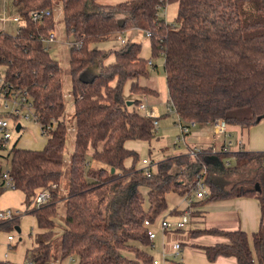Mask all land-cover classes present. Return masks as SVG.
Here are the masks:
<instances>
[{
    "label": "trees",
    "instance_id": "obj_1",
    "mask_svg": "<svg viewBox=\"0 0 264 264\" xmlns=\"http://www.w3.org/2000/svg\"><path fill=\"white\" fill-rule=\"evenodd\" d=\"M99 1L62 0L65 32L74 40L69 75L75 141L69 161L65 159L69 128L63 70L46 47V40L55 31L53 0H13L12 14L20 16L22 25L14 34L0 32L5 97L27 92L47 140L41 150L20 148L18 140L10 155H0V195L5 184L2 161L10 157L8 173L14 189L25 195V214L33 215L37 222L35 244L27 251L26 260L44 264L75 257L79 264H153L145 222L154 224L170 210L169 195L193 198L201 177L207 196L192 201L191 206L254 198L260 203L261 218L259 231L251 236L244 230L191 231V237L208 234L227 240L195 247L204 251L210 262L232 257L238 264H264V152L212 153L209 147L193 159L189 153L170 155L158 162L155 170L149 169V176L137 167L139 154L126 143L151 142L154 121L159 118L139 110L142 100L128 106L124 97L128 83L131 93L158 95L138 80L148 78L149 62L162 56L169 104L181 120L205 125L223 119L242 129L257 126L264 119V0ZM171 3H178V14L173 23H167L161 12ZM47 10L51 14L38 21L30 15ZM134 30L151 33V58H142L143 44L131 38L120 50L91 48ZM96 62L99 73L88 79L85 72ZM1 116L19 121L9 112ZM228 160L233 164L226 166ZM251 165L258 168L255 177L225 180ZM66 173L68 191L61 197ZM42 190L50 191L49 200L33 207ZM62 199L66 203V229L60 258L56 259L55 219ZM169 213L179 216L185 211L175 208ZM18 226L20 217L0 219V232L10 233Z\"/></svg>",
    "mask_w": 264,
    "mask_h": 264
},
{
    "label": "rangeland",
    "instance_id": "obj_2",
    "mask_svg": "<svg viewBox=\"0 0 264 264\" xmlns=\"http://www.w3.org/2000/svg\"><path fill=\"white\" fill-rule=\"evenodd\" d=\"M13 0H0V13H4L3 9H7L8 11L5 15L9 16L13 13ZM100 3L103 4H114L116 2H119V0H100ZM54 3V19H55V34L56 38L52 42L46 43V47L51 55L52 58L57 60L63 70V92L65 95V102H66V112H65V122L69 128L68 130V136H67V142H66V149H65V159L66 161H69L71 154L74 150V141H75V118H74V105H73V97L71 95V78L69 75V61H70V51L74 47V40L72 36H68L65 32L64 28V18H63V11H62V0H53ZM10 10V11H9ZM178 14V3H171L167 5L166 9L161 12V17L167 22V23H173ZM3 16V14L1 15ZM0 16V17H1ZM22 25L21 22H13L8 21L6 24L7 31L11 34L16 33L18 28ZM131 38V40L141 42L143 44V49L141 53V57L144 59H149L152 57L151 55V45H150V38L145 36V32L141 30H134L129 33H126L124 35H116L113 36L110 40L105 42H100L93 44L91 46L92 49L95 50H120L123 47L122 39L128 40ZM112 61L109 60L107 64H109ZM154 66L150 67V76L148 78H141L138 80L139 84L141 86H147L149 88H152L158 92V95H148V96H141V94H134L129 91V83L126 85L124 90V97L127 101H134L136 99L142 100L146 105L147 108L153 112V117L159 118V128L154 129L155 132V138L151 142H145V141H128L126 143V147L130 150H134L139 154L140 161L137 163L138 168H142V160L143 159H149L152 161L153 170L156 169V164L160 162L161 160L165 159L166 157L170 155H176V154H182L179 153L180 151L187 150V142L188 144H193L196 139V132L198 131V128L192 127L190 130V133L186 135L185 142H182L179 140L180 130H179V117L178 115L171 111L170 104H169V96H168V90H167V84H166V75L164 70V58L162 56H159L157 58H152ZM99 73V63L96 62L93 64L88 70L85 72V76L88 79H91L92 77L96 76ZM4 77V69L0 68V79H3ZM9 104V108H6L5 105ZM13 103L11 99L6 98L3 94L0 93V114H5L10 111L12 108ZM24 111L22 112V114ZM11 122V131H12V138L6 143L5 147H1L0 142V155L6 157L10 155L11 148L14 146V144L19 140L18 147L22 148H38L41 147L45 142V137L42 135V133L39 132V124L35 120H26L21 115L19 118V122L23 124L24 129L21 131L16 130L15 122L14 120H10ZM209 135L214 138L213 129L210 126V129L208 131ZM218 145L221 144V142L224 139L223 135L216 136ZM197 144H199L201 147L204 145H201L203 141H196ZM199 146V147H200ZM218 149L220 147H217ZM201 149V148H200ZM207 149V148H206ZM205 150L201 149L200 152H203ZM212 150V148H211ZM178 153H176V152ZM191 151L189 150L188 153ZM212 152V151H211ZM253 152V151H252ZM256 152V151H254ZM262 152V151H259ZM193 159V158H192ZM231 164H233L232 160H229ZM129 163V162H127ZM101 164L93 163V166H100ZM131 165V163H130ZM10 168V157H7L3 159L2 161V172L5 173ZM258 168L256 166H248L242 171L237 172L238 174L230 176V178H225L227 182H231V180L236 181L241 178H253L256 176ZM69 175L68 173L64 174L62 184H61V197H65L68 191V185H69ZM3 181L0 178V187L3 186ZM145 191V190H144ZM207 191V190H206ZM168 203L170 207L174 204L173 201L175 199H186L180 198L176 195H169L168 196ZM25 195L16 189H10L5 186L4 184V190L3 193L0 195V210L1 211H22L24 213L25 211V205H24ZM147 207V203H146ZM65 216H66V203L65 199H62L58 203V213L57 217L55 219L56 222V230H55V238H54V244H53V255L54 258L59 259L60 258V251H61V240L63 232L66 229L65 225ZM164 218V215H161L158 219V226L157 230H159V225ZM186 220V226H185V233H188L194 225L191 223L192 218L187 217ZM37 231L36 227V221L35 217L30 214H25L20 217V226H18L15 231H12V233L16 232L15 235H21L22 241L19 240L20 237H18V240L13 245L16 247L15 249H10L9 255L7 257V264H23L26 261V254L27 251L30 250L35 242L33 239L30 238V234L32 231ZM190 235V233H189ZM171 241H174L176 239H170ZM185 240H190V237L187 236ZM250 240H252L250 238ZM7 242V233L6 232H0V261L5 262V253L7 251L6 247ZM227 242V240L224 238V243ZM158 246V245H157ZM154 256H158L159 253L157 252L159 250V246L152 250L151 248H148ZM153 251V252H152ZM131 255V254H130ZM177 262H186V259H184V249H181V253L178 257L175 259ZM188 260V258H187ZM187 262H192L190 259ZM60 262H53L52 264H59ZM61 264H72L71 262H63Z\"/></svg>",
    "mask_w": 264,
    "mask_h": 264
},
{
    "label": "crops",
    "instance_id": "obj_3",
    "mask_svg": "<svg viewBox=\"0 0 264 264\" xmlns=\"http://www.w3.org/2000/svg\"><path fill=\"white\" fill-rule=\"evenodd\" d=\"M3 11L4 13L3 12L0 13V16L2 14L4 15L7 13L8 7L7 9L5 7ZM18 124L21 125L20 130H23L24 129L23 124L21 122H18ZM210 126H211L210 123H207L205 125L195 126V128H198V131L196 132V136H197L196 141L198 140L203 141V143H201V145H204L203 147L197 144L196 141L191 145L188 144L187 142V150L182 152L180 151L179 153H188L189 150L190 151H194L195 149L201 150L209 147L212 149L214 148L216 150H221L223 147H227L232 152H238L241 150L250 151V152L252 151L264 152V119L257 126L252 127L251 129H242L238 126H229L228 132L226 134H215L213 131L214 138L211 137V135H209L208 133ZM39 132L41 133L40 126H39ZM219 135H223L224 139L221 142V144L218 145L216 136ZM46 141L47 140L45 139V142L41 147L25 148V149L41 150L44 148ZM240 142L244 143V149L240 148L239 146ZM217 147L220 148L218 149ZM127 162L126 164L127 166H129L131 160H128ZM199 200L200 199H197L195 195H193V202ZM173 203L174 204L170 207V210L163 214L164 218H169L171 220H181L186 222L185 218L191 217L192 218L191 223L194 225V227L188 233H185V228L180 231L163 233L161 231L160 225L158 227L159 230H157V226H158V221H157L156 226L154 227L157 233V238L154 244H155V249L159 246V250L157 251L159 253V255L157 256L158 258L161 257V252L164 247L167 249L169 253H171L174 243H181L182 248L184 249V259H186V262H183L185 264H238L237 260L232 257L230 258L219 257L216 259V261L210 262L207 259L204 251L195 247V245L212 246L218 243H224L223 237L208 235V234H202L197 237H191L189 233L194 230H209L214 228L222 231L244 230L251 236V234L258 232L260 229V218H261L260 203L257 199L254 198L229 199L218 202H211L204 206H191L190 202L187 199H175ZM175 208L177 209V211H182V212L185 211V214L179 216L177 215L172 216L169 212ZM36 227H37V222H36ZM35 232L37 233V231ZM186 234L187 236L190 237V240H185ZM173 238L176 240L171 241L170 239ZM187 258L188 260L190 259L192 262H187L188 261ZM54 261L55 259L52 261V263ZM68 261L69 260L66 259L63 262H68ZM174 261L177 262L176 260ZM55 262H59V261H55ZM63 262H60L59 264Z\"/></svg>",
    "mask_w": 264,
    "mask_h": 264
},
{
    "label": "built area",
    "instance_id": "obj_4",
    "mask_svg": "<svg viewBox=\"0 0 264 264\" xmlns=\"http://www.w3.org/2000/svg\"><path fill=\"white\" fill-rule=\"evenodd\" d=\"M51 14V12L49 10L47 11H33L31 12V17L33 18L34 21H38L40 19H42V17L44 16H49ZM8 21H13V22H21V18L20 16L16 15V14H10L9 16L7 15H3L0 17V32H5L7 31V27L6 24ZM145 36H147L148 38L151 37V33L149 31L145 32ZM56 38V34L55 31H52L49 35V38L46 40V43L52 42L53 40H55ZM125 40L122 39V43H124ZM149 66L152 67L154 66L153 61L149 62ZM0 93L3 94L5 96V94L7 93V90L4 88V80L0 79ZM11 101L13 103L12 108L10 109L9 113H11L12 115L18 116L20 118V116L22 115L24 119L30 121V120H37V117L35 116L34 113V109H33V102L30 99L29 95L27 94V92H23L20 91L19 93L16 94H11ZM6 108H9V104L5 105ZM139 110L142 111L146 116L148 117H153V112L150 111L147 108V105L142 101L141 104L139 105ZM170 109L171 111L175 112V109L170 105ZM24 111V113L22 114V112ZM179 117V116H178ZM19 122V121H18ZM211 127L214 131L215 134H226L228 132V123L223 120V119H215L212 120L210 122ZM179 130H180V134L181 136H179V140L182 142H185L186 139V135H188L190 133V130L192 127L196 126L195 122H184L183 120H181L179 118ZM16 129L18 126V123L16 124ZM154 127L155 129L159 128V121L155 120L154 121ZM21 131V130H19ZM12 138V131H11V122L10 119L1 116L0 114V142L2 143V145L5 147L6 143ZM239 146L241 149H244V143L240 142ZM220 150H216V149H212V153H216ZM221 151L223 152H229V148L227 147H223L221 149ZM200 153V150L195 149L194 151H191L189 153V155L191 156V158L196 157L198 154ZM154 163H152V161H150L149 159H143L142 160V168L141 169H145L147 171V174L150 176V172H148L149 169L152 168ZM226 166H229L231 164V162L228 160L226 161ZM3 179L5 181V186L10 188V189H14V182L12 177L9 175L8 171L5 172L3 174ZM197 187H198V191L195 193V197L197 199H201L207 196V191H206V187L204 184V179L203 178H199L197 180ZM51 194L49 190H42L40 191L37 196L35 197L34 201H33V207H40L41 205H43L44 203H46L49 198H50ZM187 199V198H186ZM190 204L193 201V198H188L187 199ZM28 207H26L24 213H22V211H12V210H7V211H0V219L1 220H13L17 217H21L23 215H25L26 210ZM158 221V220H157ZM157 221L152 224L148 221L145 222V226L148 228V235L150 238V241L152 242L151 244V249H155V240L157 238V233L155 231V226ZM186 224L184 221L181 220H171L169 218H164L162 219L161 223H160V228L161 231L163 233H167V232H175V231H180L183 230L185 228ZM15 231V230H13ZM16 234V232H14ZM14 233L10 232L7 233V242H6V247H7V253L5 254V259L7 258L8 253L10 252V249L12 248H16L13 245L16 243V241L18 240V237L20 241H22V236L21 235H15ZM35 236H36V232L32 231V233L30 234V238L33 239V241H35ZM181 249H182V245L181 243H174L173 245V249L172 252L169 253L167 251V249L164 247L162 249L161 252V257H154V261L153 264H175V259L176 257H178L181 253ZM69 261L72 264H79L78 260L75 257H70ZM8 261L7 259L5 260V262L0 261V264H7ZM23 264H33V262L31 261H25ZM44 264H52V260L48 263L45 262Z\"/></svg>",
    "mask_w": 264,
    "mask_h": 264
},
{
    "label": "water",
    "instance_id": "obj_5",
    "mask_svg": "<svg viewBox=\"0 0 264 264\" xmlns=\"http://www.w3.org/2000/svg\"><path fill=\"white\" fill-rule=\"evenodd\" d=\"M132 103H133V101H128V106H131L132 105ZM20 124H18V126H17V131H19L20 130ZM112 172H114V169H112Z\"/></svg>",
    "mask_w": 264,
    "mask_h": 264
}]
</instances>
